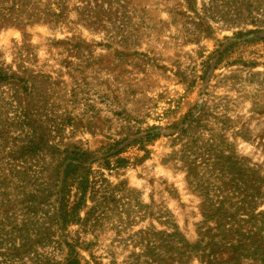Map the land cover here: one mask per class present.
<instances>
[{"label":"rangeland","instance_id":"374dc122","mask_svg":"<svg viewBox=\"0 0 264 264\" xmlns=\"http://www.w3.org/2000/svg\"><path fill=\"white\" fill-rule=\"evenodd\" d=\"M0 264H264V0H0Z\"/></svg>","mask_w":264,"mask_h":264}]
</instances>
